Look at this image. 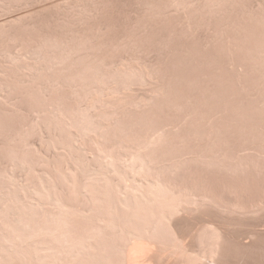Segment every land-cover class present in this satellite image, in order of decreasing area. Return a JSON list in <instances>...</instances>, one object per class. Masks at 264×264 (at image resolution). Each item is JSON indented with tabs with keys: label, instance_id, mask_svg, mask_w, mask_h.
<instances>
[{
	"label": "rangeland",
	"instance_id": "1",
	"mask_svg": "<svg viewBox=\"0 0 264 264\" xmlns=\"http://www.w3.org/2000/svg\"><path fill=\"white\" fill-rule=\"evenodd\" d=\"M53 197L71 264H120L101 215L264 264V0H0V264L49 253Z\"/></svg>",
	"mask_w": 264,
	"mask_h": 264
},
{
	"label": "bare ground",
	"instance_id": "2",
	"mask_svg": "<svg viewBox=\"0 0 264 264\" xmlns=\"http://www.w3.org/2000/svg\"><path fill=\"white\" fill-rule=\"evenodd\" d=\"M42 193L39 192V204L43 206L41 202ZM53 204L56 205L57 215L53 219L46 220L49 223V227L43 225V221L39 224L40 241L42 248L49 249V253L42 255L40 258H48L46 260H40L39 264H71V258L75 250L72 244V238L70 233L66 230L67 219L73 214L70 210L66 208L63 203H60L58 199L52 198ZM176 202V201H175ZM177 203H175V208H178ZM90 213L88 216H99V212H95L93 208L89 209ZM95 212V213H93ZM54 213L49 211V215ZM137 216H141L140 213L135 212ZM103 223L98 227L106 228H122L129 234L128 243L121 248V261L120 264H209L215 260L216 256L219 254L220 250V232L219 227L212 224L210 230H208L206 236L207 244L205 246L196 248V245L187 243L184 238L181 240L173 239L169 237V234H162L159 231H144L143 228L138 224V221H134V230L130 232V229L126 227L124 221L123 226H120L117 222L112 219H105L104 216L98 218ZM213 222V221H212ZM214 223V222H213ZM52 232L53 242H46L42 236L46 232ZM220 233V234H219ZM172 236V235H170ZM222 236V235H221ZM96 237L93 233L90 235L89 239L92 240ZM222 238V237H221ZM181 240L182 243H178L177 240ZM45 246V247H44ZM182 253L184 259L177 260L174 257ZM72 255V256H71Z\"/></svg>",
	"mask_w": 264,
	"mask_h": 264
}]
</instances>
